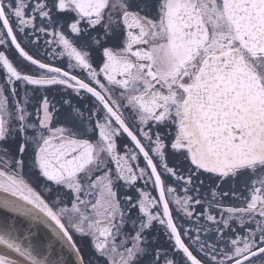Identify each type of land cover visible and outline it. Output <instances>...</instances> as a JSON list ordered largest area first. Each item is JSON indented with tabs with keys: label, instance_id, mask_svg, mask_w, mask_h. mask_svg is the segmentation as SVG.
<instances>
[{
	"label": "snow or ice",
	"instance_id": "6c2138e0",
	"mask_svg": "<svg viewBox=\"0 0 264 264\" xmlns=\"http://www.w3.org/2000/svg\"><path fill=\"white\" fill-rule=\"evenodd\" d=\"M0 207L29 264H264V0H0Z\"/></svg>",
	"mask_w": 264,
	"mask_h": 264
},
{
	"label": "water",
	"instance_id": "95a60500",
	"mask_svg": "<svg viewBox=\"0 0 264 264\" xmlns=\"http://www.w3.org/2000/svg\"><path fill=\"white\" fill-rule=\"evenodd\" d=\"M30 224L31 222L27 217L0 207V230L14 228L16 234L23 239L25 236L29 235ZM31 232L34 233V235L30 237L33 242L42 244L47 240V230L44 229L43 226H41L39 230L31 228ZM0 249L16 259L18 264H29L25 258L5 248L3 245H0Z\"/></svg>",
	"mask_w": 264,
	"mask_h": 264
},
{
	"label": "flooded vegetation",
	"instance_id": "af4514ba",
	"mask_svg": "<svg viewBox=\"0 0 264 264\" xmlns=\"http://www.w3.org/2000/svg\"><path fill=\"white\" fill-rule=\"evenodd\" d=\"M25 44L27 43V41H25L24 42ZM42 43H43V40L41 41V45H42ZM39 47V46H38ZM41 51H43V49L41 48ZM30 183H32V186L34 187V188H36L37 189V191H40L41 190V187L44 185V178L43 177H40L39 178V180L37 181V182H35V183H33L31 180L29 181ZM42 195H44V193L42 192L41 193ZM45 198L46 199H49L50 201L54 198V194L53 195H46L45 196ZM161 242H163V240L161 241ZM80 243L81 244H87V240H85V241H80ZM0 252H2V253H6V252H4L3 250H1L0 249ZM9 255V254H8ZM9 256H11V255H9ZM101 264H103V262H101Z\"/></svg>",
	"mask_w": 264,
	"mask_h": 264
}]
</instances>
